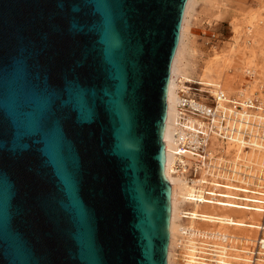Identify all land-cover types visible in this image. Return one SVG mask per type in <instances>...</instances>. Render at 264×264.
Listing matches in <instances>:
<instances>
[{
    "label": "water",
    "instance_id": "95a60500",
    "mask_svg": "<svg viewBox=\"0 0 264 264\" xmlns=\"http://www.w3.org/2000/svg\"><path fill=\"white\" fill-rule=\"evenodd\" d=\"M187 2L0 0V264H168Z\"/></svg>",
    "mask_w": 264,
    "mask_h": 264
},
{
    "label": "bare ground",
    "instance_id": "6f19581e",
    "mask_svg": "<svg viewBox=\"0 0 264 264\" xmlns=\"http://www.w3.org/2000/svg\"><path fill=\"white\" fill-rule=\"evenodd\" d=\"M194 2L195 0H188L187 2L181 29L180 42L173 60L168 94V116L164 136L167 154L166 174L172 184V216L170 225L171 241L169 246L168 264H172L173 262V250L176 243L178 241L183 243V232L185 229H190L192 231L184 244L186 250L184 256L188 254L186 256L188 258L184 257V261H187H185V264L209 263L206 261L205 257H198L199 254L197 255V251L199 250L198 245L200 244H197L198 242L196 241L194 235L195 232H193V227L198 222L197 220L211 221L214 224L219 225L221 228L217 230V233L221 232L225 235L221 237L223 242H226L229 238L235 236L229 231V228L231 227L243 228L252 231L264 230V214L260 213V211L263 212V210L258 204L251 205L250 203H239L235 200V198L239 197V194L232 189L220 192L227 198H219L216 196L206 197L201 193V191H199L200 194H197V188L195 185L190 184L182 174L175 173L176 170L174 169V163L177 157L175 130L178 125L179 90H183L185 87V80H194V75L197 74L198 79L203 84L209 86L214 92L218 88H221L228 94V96L233 94L243 98H253L252 96L256 91L255 85H251L249 82L247 84L244 83L237 85L236 83H233V80H231L232 78L229 76L225 77V73L229 70H235L240 74L246 72L254 75L255 80H257L259 75L262 74L261 68L257 66L259 63L257 62L259 49L257 45L258 40L257 38H254L255 35L249 40L250 44L245 47H241L234 42L230 50L223 51L222 54L213 53L210 58L204 59L202 71L198 72V66L195 62L198 55L196 54L194 48H192V46H190L187 42V32L190 25L189 16L193 9ZM255 82L256 81H254V83ZM218 146L223 148L224 152L228 153L233 159V162L237 165L240 161H243L250 163L253 168H264V142L259 144L257 148L252 147V149L247 151L245 146L241 144L228 142L224 145L220 141H214L212 143L211 150L215 151ZM227 185L228 188H232L231 184L227 183ZM263 192V190L259 189L252 190V194H246L245 196L250 200H259V196L257 194ZM195 197L196 200H194ZM188 202H192V209L185 212L183 206ZM183 217L189 218L190 227L183 224ZM221 229L224 232H222ZM230 248L234 249L233 245L231 247L222 245V247L214 248L213 252L215 253V257H212V260L215 261V263L213 264H229L230 261L227 259V256L229 255L228 250L232 251ZM235 251L232 253H235ZM249 251L250 249L246 250L245 253H249ZM240 257V255L235 254L234 259ZM250 259L251 257L249 260ZM230 264L242 263L234 261V263L231 262Z\"/></svg>",
    "mask_w": 264,
    "mask_h": 264
},
{
    "label": "built area",
    "instance_id": "2783aa9c",
    "mask_svg": "<svg viewBox=\"0 0 264 264\" xmlns=\"http://www.w3.org/2000/svg\"><path fill=\"white\" fill-rule=\"evenodd\" d=\"M184 86L183 90H179L175 173L182 174L190 184L200 188L201 193L208 197L227 198L220 192L227 189V183L231 184V189L240 193L235 198L236 201L242 204H258L264 212V192L256 193L259 200H250L245 196L252 193L253 189L264 191V168H253L250 163L243 161L237 165L228 153L211 150L214 141H220L224 145L228 142L241 144L247 150L257 148L263 143L264 101L228 96L221 88L214 92L199 79L185 80ZM218 148L222 149L220 146ZM201 237L217 239L204 233ZM218 240L222 241L220 238ZM211 241L210 239L209 242ZM227 242L232 243L233 238H229ZM212 247L209 248L210 254L214 255L211 253L214 249ZM263 252L264 240L260 238L248 253L251 257L249 264H258L259 256Z\"/></svg>",
    "mask_w": 264,
    "mask_h": 264
},
{
    "label": "rangeland",
    "instance_id": "374dc122",
    "mask_svg": "<svg viewBox=\"0 0 264 264\" xmlns=\"http://www.w3.org/2000/svg\"><path fill=\"white\" fill-rule=\"evenodd\" d=\"M189 24L187 42L190 46H192V48H194L196 54L198 55L195 59V62L198 66V72L202 71L204 59L210 58L213 53L222 54L223 51L230 50L234 42H236V44L240 45L241 47H245L250 44L249 40L255 35L254 38H257L258 40L257 45L259 49V56L257 59V62L259 63L257 66L261 68L262 74L259 75L257 80H255L254 75H251L250 73L245 72L240 74L235 70H229L227 73H225V77L229 76L232 78L231 80H233V83H236L237 85L244 83L247 84L248 82L251 85H255L256 93L254 92L252 97H256L257 99L259 98L260 100L264 101V0H195L193 9L189 16ZM254 81L256 82L254 83ZM216 150L224 151L223 148H217ZM252 173L254 174L255 171ZM196 188L197 194H200V188L198 189L197 186ZM227 189L231 188L227 187ZM238 194L237 195L240 196V193ZM191 206L192 202L185 203L183 206L184 211H190L192 209ZM260 213L264 214V212L261 211ZM197 221L198 222L193 227V232H195L194 235L196 241L198 242L197 244H200L198 245L199 250L197 251V255L199 253H203V255H198V257H205L206 261L209 262L208 264L215 263V261L212 260V257L214 258L215 255L210 254L209 248L212 246H214L212 248H218L222 247V245L227 247H231L233 245L234 247V249L230 248L232 251H230L229 255L227 256V259L230 261V263L237 261L242 264H249L250 257L248 253H245V251L253 249L256 245L257 239L264 237V230L252 231L243 228L231 227L229 228V231L235 236L231 237L233 238L232 243H226L218 240V238L225 236L221 232L217 233V230L221 228L219 225H216L211 221ZM183 224L190 227L189 218L183 217ZM191 232V230H185L183 232V243L181 241L176 243L173 250L174 258L172 264H185L187 262L186 260V262L184 261V257L188 255L187 254L184 256L186 252L184 244L189 238ZM222 232L224 231L222 230ZM202 233L208 236H214L217 239L214 240L215 238H209V240H212L209 242L208 239H203L201 237ZM211 243L213 245L210 246L209 244ZM234 251L235 253H232ZM211 253L215 254L214 252ZM235 254H238L241 257L234 259ZM257 262L258 264H264V253L263 255L259 256Z\"/></svg>",
    "mask_w": 264,
    "mask_h": 264
},
{
    "label": "crops",
    "instance_id": "0c3cea01",
    "mask_svg": "<svg viewBox=\"0 0 264 264\" xmlns=\"http://www.w3.org/2000/svg\"><path fill=\"white\" fill-rule=\"evenodd\" d=\"M195 73H196V72H195ZM194 78H195V79H196V78H198V75H197V74H195V75H194Z\"/></svg>",
    "mask_w": 264,
    "mask_h": 264
}]
</instances>
